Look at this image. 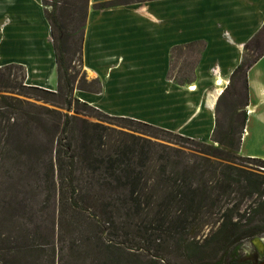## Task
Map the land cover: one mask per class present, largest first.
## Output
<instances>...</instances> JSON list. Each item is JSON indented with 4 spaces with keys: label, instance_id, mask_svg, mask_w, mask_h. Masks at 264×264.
Segmentation results:
<instances>
[{
    "label": "trees",
    "instance_id": "16d2710c",
    "mask_svg": "<svg viewBox=\"0 0 264 264\" xmlns=\"http://www.w3.org/2000/svg\"><path fill=\"white\" fill-rule=\"evenodd\" d=\"M48 1L41 3L51 32L57 89L53 93L25 85L22 67L0 68V94H8L0 96V152L6 161L23 168L27 179L42 168L44 182L56 191L60 213L70 212L69 225L83 228L78 235L84 248L93 252L85 250L86 256L109 264H135L112 245L103 247L101 235L105 230L119 233L142 226L152 245L169 246L191 264L256 263L254 258L230 254L240 242L264 234V177L228 161L230 152L239 150L245 112H239L242 132L237 142L226 140V135L217 139L215 129L214 147L134 120L109 117L82 103L72 95L74 78L66 64L56 1ZM77 45L81 64L82 35ZM237 74L245 87L241 68L233 76ZM91 84H97L94 93H99V83ZM20 97L49 103L53 109ZM72 111L75 115L69 114ZM173 138L205 149L215 166L188 165L180 149L162 143L171 144ZM246 160L264 169V161ZM204 228L211 229L196 240Z\"/></svg>",
    "mask_w": 264,
    "mask_h": 264
},
{
    "label": "crops",
    "instance_id": "0c3cea01",
    "mask_svg": "<svg viewBox=\"0 0 264 264\" xmlns=\"http://www.w3.org/2000/svg\"><path fill=\"white\" fill-rule=\"evenodd\" d=\"M116 1L122 0H86L81 65L100 91L75 90L76 99L108 116L206 143L216 129L217 102L241 68L247 99L243 112L264 120V50L253 53L251 61L245 55L264 34V0L107 5ZM51 39L41 0H0V66H22L27 86L56 88ZM258 43L264 48V37ZM185 52L195 58L189 78L177 76L188 66ZM177 54L180 68L170 76Z\"/></svg>",
    "mask_w": 264,
    "mask_h": 264
},
{
    "label": "rangeland",
    "instance_id": "374dc122",
    "mask_svg": "<svg viewBox=\"0 0 264 264\" xmlns=\"http://www.w3.org/2000/svg\"><path fill=\"white\" fill-rule=\"evenodd\" d=\"M51 1H56L58 8L57 20L62 27V35L66 40V64H70L69 75L74 78L72 95L75 97V90L93 93L97 84L89 82L91 79L87 74H84L82 65L79 64V57L76 54L81 30L80 19L83 18L85 13L86 0ZM48 3H51L50 0ZM46 11L50 12V7ZM262 37H264V34L257 37V40L255 39L247 48L248 51L245 52V55L248 56L247 61L252 60L253 53L264 50L258 43L259 38L261 40ZM6 46V42L2 43V51ZM255 49L259 50L254 51ZM185 55L188 57V66L181 68L182 72H179L180 67H177L181 56L179 54L173 55L170 76L176 75L177 70L178 77H190L195 58L193 57L194 54L192 56L185 52ZM13 58L16 57L13 56ZM184 61L186 60H183V63ZM8 65L19 66L17 64ZM22 69L25 77V69L23 67ZM13 73L19 74L20 71L14 69ZM56 89L57 85L55 89L46 91L55 93ZM5 95L8 94H0V96ZM20 99L53 109L52 106H49V103L44 104L21 97ZM245 102V91L242 89L241 75H234L229 87L219 98L215 107V137L217 139L221 140L226 135V140L233 139L235 143L237 142L238 134L242 132L240 129L242 120L239 112L240 110L243 111ZM88 106L97 110L91 105ZM58 111L65 113L62 109H58ZM69 114L75 115L73 111ZM90 115L96 116L94 112ZM247 115L248 118H246L244 132L241 134L239 150L234 153H232L233 151L230 152L233 156L228 161L233 162L232 165L239 169L250 170L264 177V169L258 168L257 163L246 160L264 161V120L258 115H254L253 112H248ZM88 120L90 122L96 121L94 118H88ZM189 140L198 142L193 139ZM170 142L171 144L162 143L180 149L183 152L182 158L188 165L195 162L200 165L215 166V160L207 155L205 149L198 147L194 142H185L174 138L170 139ZM203 144L211 146L213 142L210 140V142ZM213 145L217 147L216 143ZM222 150L228 151L225 148H222ZM2 152H0V158L3 159L0 162V264H109L106 259L101 260L96 257L92 258V255H85V250L89 251L87 253L93 252L89 246H87V249L84 248L85 244H82L81 237L78 235V232L83 228L69 225L72 221L70 212L60 213L56 191L50 187L49 183L44 182L41 174L42 168L40 167L39 171L36 170L35 176L28 175V179L24 178V175H22L23 168L7 162L6 155L3 156ZM210 229L204 228L196 240L201 241ZM101 240L103 247H107L109 244L112 245L118 249V253L127 255V258L135 264H191L184 257L179 256L180 254L175 253L169 246L163 248L162 246L157 247V244L152 245L142 226L134 231L119 233L105 230L101 235ZM255 241L260 244V247L255 244ZM230 254L251 257L257 260L256 263L253 261L254 264H264V234L240 242L230 251Z\"/></svg>",
    "mask_w": 264,
    "mask_h": 264
},
{
    "label": "flooded vegetation",
    "instance_id": "af4514ba",
    "mask_svg": "<svg viewBox=\"0 0 264 264\" xmlns=\"http://www.w3.org/2000/svg\"><path fill=\"white\" fill-rule=\"evenodd\" d=\"M255 244H256L258 247H260V244H259L257 241H255Z\"/></svg>",
    "mask_w": 264,
    "mask_h": 264
}]
</instances>
